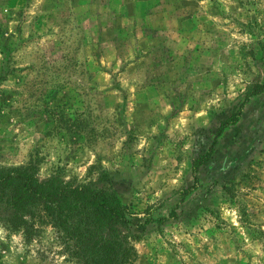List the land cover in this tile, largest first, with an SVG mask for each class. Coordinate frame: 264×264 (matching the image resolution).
Segmentation results:
<instances>
[{"label": "rangeland", "instance_id": "rangeland-1", "mask_svg": "<svg viewBox=\"0 0 264 264\" xmlns=\"http://www.w3.org/2000/svg\"><path fill=\"white\" fill-rule=\"evenodd\" d=\"M264 0H0V169L110 185L124 264H264ZM0 264H77L39 205Z\"/></svg>", "mask_w": 264, "mask_h": 264}, {"label": "trees", "instance_id": "trees-1", "mask_svg": "<svg viewBox=\"0 0 264 264\" xmlns=\"http://www.w3.org/2000/svg\"><path fill=\"white\" fill-rule=\"evenodd\" d=\"M264 91V82L248 88L240 109L222 121L218 134L235 123L250 96ZM13 209L14 224L39 205L53 225L64 233L71 259L77 264H124L130 248L124 243L121 226L133 215L110 185L93 188L52 178L41 181L28 168L0 169V201Z\"/></svg>", "mask_w": 264, "mask_h": 264}]
</instances>
